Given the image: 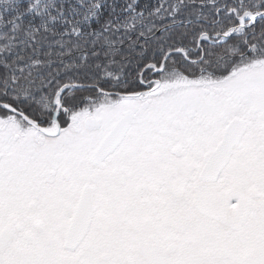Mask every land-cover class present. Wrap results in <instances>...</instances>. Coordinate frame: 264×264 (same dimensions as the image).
I'll list each match as a JSON object with an SVG mask.
<instances>
[{
  "label": "snow or ice",
  "instance_id": "1",
  "mask_svg": "<svg viewBox=\"0 0 264 264\" xmlns=\"http://www.w3.org/2000/svg\"><path fill=\"white\" fill-rule=\"evenodd\" d=\"M0 264H264V0H0Z\"/></svg>",
  "mask_w": 264,
  "mask_h": 264
}]
</instances>
